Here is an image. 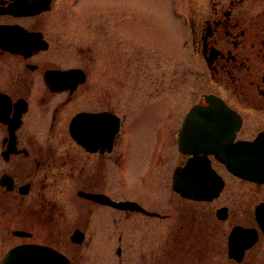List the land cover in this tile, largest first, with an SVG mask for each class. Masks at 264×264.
<instances>
[{"label": "flooded vegetation", "instance_id": "flooded-vegetation-1", "mask_svg": "<svg viewBox=\"0 0 264 264\" xmlns=\"http://www.w3.org/2000/svg\"><path fill=\"white\" fill-rule=\"evenodd\" d=\"M81 1L68 0L67 7ZM64 8V0H0V231L11 225L18 239L11 246H48L72 264H81L88 251H106L114 244L120 264L131 257L128 249L138 250L141 264H264V230L256 217L264 182L235 176L209 152L210 165L223 180L218 195L195 199L173 189L175 170L192 157L180 145L200 148L202 154L211 145L204 139L198 146V137L227 135L235 143L264 131V0H187L173 10L186 27L184 42L195 70L214 89L200 92L181 115L170 108L166 135L146 156L152 175L147 183L164 197L151 208L126 195L130 112L157 100H143L144 53H137L130 67L127 49H112L111 30L100 53L79 46L76 53H63ZM96 8L101 7L76 11L86 16ZM105 9L106 22L113 26L112 7ZM116 25L126 34L122 20ZM5 36L14 50L1 43ZM170 72L175 81L177 67L161 71ZM130 73L137 95L131 106ZM204 94L220 97L231 113L208 122L209 110L203 107L216 106ZM195 105L203 109L189 115ZM223 171L250 183V191L228 194L213 207L226 187ZM84 193L133 201L143 210L116 207ZM136 214L153 222L149 234L134 229L133 224H141ZM235 226L257 235L239 259L230 256L228 247ZM65 249H76V261Z\"/></svg>", "mask_w": 264, "mask_h": 264}, {"label": "rangeland", "instance_id": "rangeland-1", "mask_svg": "<svg viewBox=\"0 0 264 264\" xmlns=\"http://www.w3.org/2000/svg\"><path fill=\"white\" fill-rule=\"evenodd\" d=\"M186 2L187 0H82L76 2L75 8L74 6L68 8V0H64L63 53H76L78 46L84 49L91 48L94 52L100 53L105 49V35L109 30L112 35V49L114 51L127 49L130 67L137 63L136 54L144 53V66L147 74L143 86V100L153 98L157 100L149 105L137 106L130 112L127 125L130 155L126 195L128 198L137 199L147 208H151V204L159 203L164 199L159 192L152 193L154 188L147 183L152 175L145 163L146 156L151 147L156 145L158 137L161 134L166 135L169 128L170 108L174 109L177 115H181L191 103L196 101L200 92H209L214 89L213 85L207 82L206 76L202 75L199 70H195V58L189 55L187 44L184 42L183 33L186 27L179 16L173 14V10L184 7ZM106 6L112 7L113 26L106 22V18H110L107 14L108 9H105ZM77 7L81 11L90 7L101 8L88 11L86 16H79L76 11ZM121 12L122 16H120ZM121 20L126 34L121 33L116 25V22ZM168 66L172 70L177 67L175 81L171 72L161 73L163 67ZM190 67L194 69L192 73L188 70ZM148 75L159 77V80L151 82ZM133 76H135L134 73L129 74L130 106L136 103L137 98L134 93L135 79ZM179 117H177L178 120ZM162 122H165L163 127ZM223 173L227 180L226 187L222 197L213 204V207L223 201L228 194L250 191V183L240 181L225 171ZM134 217L141 221L139 225L133 224L135 230L141 229L149 234L154 229L151 225L153 222L145 216L136 214ZM10 226L6 224L0 231V258L12 244L18 241L11 235ZM115 246L114 244L112 249L106 251H88L81 264H120L122 255H116ZM65 252L76 261V249H65ZM128 252L131 257L127 264H141L138 260L137 249H128Z\"/></svg>", "mask_w": 264, "mask_h": 264}, {"label": "water", "instance_id": "water-1", "mask_svg": "<svg viewBox=\"0 0 264 264\" xmlns=\"http://www.w3.org/2000/svg\"><path fill=\"white\" fill-rule=\"evenodd\" d=\"M5 33H8L5 30ZM7 35V34H5ZM4 39V40H3ZM1 43L7 44L9 40L2 38ZM12 48V47H9ZM14 50V48H12ZM203 97L210 101L209 105L216 107H203L204 110H209L206 113L208 122L212 120H224L226 115L230 114L228 106L222 99L214 94H204ZM197 105L193 106L189 115L194 114L197 110L203 109ZM212 108V109H211ZM211 109V110H210ZM239 122V120H238ZM216 125L209 129H214ZM115 130V129H114ZM210 143L211 148L208 151H203L200 154V148L190 150L184 145H180L181 150L186 153H191L187 163L184 166L178 167L173 177V188L185 197L195 199H212L217 196L223 186L222 177L211 167L208 153H213L214 156L233 174L248 180L264 182V131L259 132L252 140H239L235 143L232 138L227 135L222 137L208 135L207 137H198L195 140L197 145ZM84 195L96 198L112 204L120 208H130L143 210V208L133 201H114L107 197L98 194L84 193ZM256 217L264 230V202L256 209ZM15 234H24L20 231H15ZM247 236L248 239L243 240ZM256 232L254 229L236 226L229 235V254L237 259L241 258L243 250L254 243L256 240ZM0 264H71L69 259L61 252L39 244H19L11 247L0 260Z\"/></svg>", "mask_w": 264, "mask_h": 264}]
</instances>
